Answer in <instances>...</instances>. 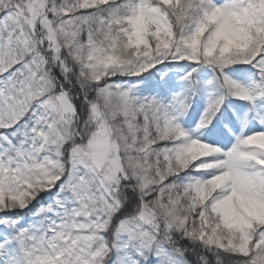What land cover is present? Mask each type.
Instances as JSON below:
<instances>
[{
	"label": "snow or ice",
	"instance_id": "obj_1",
	"mask_svg": "<svg viewBox=\"0 0 264 264\" xmlns=\"http://www.w3.org/2000/svg\"><path fill=\"white\" fill-rule=\"evenodd\" d=\"M0 264H264V0H0Z\"/></svg>",
	"mask_w": 264,
	"mask_h": 264
}]
</instances>
